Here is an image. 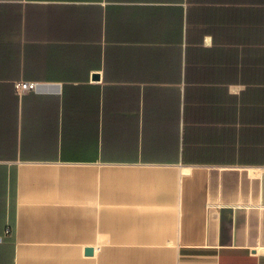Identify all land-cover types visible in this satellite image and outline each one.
I'll list each match as a JSON object with an SVG mask.
<instances>
[{
    "label": "crops",
    "instance_id": "0c3cea01",
    "mask_svg": "<svg viewBox=\"0 0 264 264\" xmlns=\"http://www.w3.org/2000/svg\"><path fill=\"white\" fill-rule=\"evenodd\" d=\"M0 264H264V0H0Z\"/></svg>",
    "mask_w": 264,
    "mask_h": 264
},
{
    "label": "built area",
    "instance_id": "2783aa9c",
    "mask_svg": "<svg viewBox=\"0 0 264 264\" xmlns=\"http://www.w3.org/2000/svg\"><path fill=\"white\" fill-rule=\"evenodd\" d=\"M35 89H36V84L31 83V82H17L15 84V91L18 94L35 91ZM5 235L7 237H11L12 236V229H11L10 226H7V228L5 230Z\"/></svg>",
    "mask_w": 264,
    "mask_h": 264
},
{
    "label": "water",
    "instance_id": "95a60500",
    "mask_svg": "<svg viewBox=\"0 0 264 264\" xmlns=\"http://www.w3.org/2000/svg\"><path fill=\"white\" fill-rule=\"evenodd\" d=\"M85 253H86L87 255H90V254L92 253V250H91V249H87V250H85Z\"/></svg>",
    "mask_w": 264,
    "mask_h": 264
},
{
    "label": "bare ground",
    "instance_id": "6f19581e",
    "mask_svg": "<svg viewBox=\"0 0 264 264\" xmlns=\"http://www.w3.org/2000/svg\"><path fill=\"white\" fill-rule=\"evenodd\" d=\"M257 173V172H256ZM255 174V173H254Z\"/></svg>",
    "mask_w": 264,
    "mask_h": 264
}]
</instances>
